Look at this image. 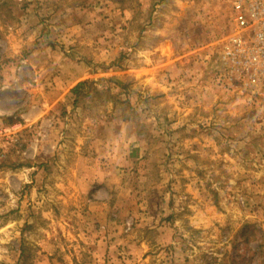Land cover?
<instances>
[{
	"label": "rangeland",
	"instance_id": "374dc122",
	"mask_svg": "<svg viewBox=\"0 0 264 264\" xmlns=\"http://www.w3.org/2000/svg\"><path fill=\"white\" fill-rule=\"evenodd\" d=\"M231 17L0 0V264H264V96L219 78Z\"/></svg>",
	"mask_w": 264,
	"mask_h": 264
},
{
	"label": "built area",
	"instance_id": "2783aa9c",
	"mask_svg": "<svg viewBox=\"0 0 264 264\" xmlns=\"http://www.w3.org/2000/svg\"><path fill=\"white\" fill-rule=\"evenodd\" d=\"M231 11V30L218 51L219 78L264 96V0H231ZM7 130L0 122V142Z\"/></svg>",
	"mask_w": 264,
	"mask_h": 264
},
{
	"label": "trees",
	"instance_id": "16d2710c",
	"mask_svg": "<svg viewBox=\"0 0 264 264\" xmlns=\"http://www.w3.org/2000/svg\"><path fill=\"white\" fill-rule=\"evenodd\" d=\"M83 84H84V81H81V82L76 83V84L73 86L72 91H73V92H76L77 89H78V87H80V86L83 85Z\"/></svg>",
	"mask_w": 264,
	"mask_h": 264
}]
</instances>
